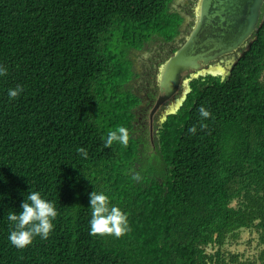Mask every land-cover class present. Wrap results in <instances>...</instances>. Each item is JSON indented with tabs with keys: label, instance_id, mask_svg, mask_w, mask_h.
Wrapping results in <instances>:
<instances>
[{
	"label": "trees",
	"instance_id": "1",
	"mask_svg": "<svg viewBox=\"0 0 264 264\" xmlns=\"http://www.w3.org/2000/svg\"><path fill=\"white\" fill-rule=\"evenodd\" d=\"M174 2L0 0V264H264V247L226 248L245 228L264 244V6L229 73L192 78L179 108L157 115L153 145L133 53L178 49ZM117 126L127 146H106ZM95 188L125 213L121 236L90 233ZM29 190L57 216L47 239L17 248L7 214Z\"/></svg>",
	"mask_w": 264,
	"mask_h": 264
},
{
	"label": "water",
	"instance_id": "2",
	"mask_svg": "<svg viewBox=\"0 0 264 264\" xmlns=\"http://www.w3.org/2000/svg\"><path fill=\"white\" fill-rule=\"evenodd\" d=\"M264 0H200L197 20L184 43L169 56L159 72V93L150 110L153 133L154 114L172 100L166 114L176 111L188 90L183 75L194 71V77L208 73L216 75L214 62L244 45L255 32L263 11ZM252 40L248 47H251ZM245 49L244 51H246ZM209 65V67H205ZM183 90L178 98L176 95Z\"/></svg>",
	"mask_w": 264,
	"mask_h": 264
},
{
	"label": "clouds",
	"instance_id": "3",
	"mask_svg": "<svg viewBox=\"0 0 264 264\" xmlns=\"http://www.w3.org/2000/svg\"><path fill=\"white\" fill-rule=\"evenodd\" d=\"M6 74V69L0 66V76ZM23 91L21 86L8 89L10 99L16 98ZM202 117H208L209 111L203 106L199 109ZM189 131L195 132V127ZM129 134L125 127L117 126L109 129L105 139V145L111 146L114 142L127 146ZM86 157L87 152L80 150ZM21 203L20 210L10 211L7 214L8 221L11 222V230L8 233L9 242L17 247L24 248L33 242V239L39 236L47 239L54 229V223L57 216L55 203L47 199L40 191H27V195ZM91 219L90 233L112 234L116 237L121 236L128 230V221L123 210L111 203V199L105 191H97L96 188L89 194Z\"/></svg>",
	"mask_w": 264,
	"mask_h": 264
},
{
	"label": "rangeland",
	"instance_id": "4",
	"mask_svg": "<svg viewBox=\"0 0 264 264\" xmlns=\"http://www.w3.org/2000/svg\"><path fill=\"white\" fill-rule=\"evenodd\" d=\"M189 1L190 0H175V3H174L176 7H180V9H183V13H185L188 16V18L191 17L192 15V13L188 11L190 9ZM199 1L197 5L199 4ZM193 26H194V22L192 23L190 30L193 28ZM183 28H185V26ZM184 39H181V42H180L181 44L184 41ZM168 50H169V44H164V43H161L155 40L151 42V44H149L145 50L133 53V57L136 63L135 64L136 68L142 73L141 76L133 82V84L135 88H137V90L140 91V94L143 97L146 98L147 94L149 96L150 90L153 87L156 88L155 86L156 83L157 82L159 83L158 76H159L161 66L163 65V63H165V61L171 55L167 53ZM231 63H232V59H229V57L227 59L226 58L219 59L217 63L216 62L214 63L219 68L218 70L215 71L216 74L224 73V72L229 73ZM137 80H138V83H137ZM135 84H138V85L136 86ZM156 89H159V88H156ZM182 90L183 89H181V91ZM181 91L179 92L178 95L181 94ZM155 92H157L156 94L158 95L159 90H155ZM148 100L149 99H145L142 105L145 106V108L147 107L146 108L147 111L150 112L153 102H151L149 104L151 106H149ZM169 105L171 106L172 102H170ZM154 136H155V133H154ZM150 139H151V136H150ZM233 203L235 204L236 202L234 201ZM258 237H259L258 232L255 229H246V228L241 229L236 239H231L230 242L227 243L226 248L232 252L243 254L245 257H255L260 253L261 249L264 247V244L262 245L260 244Z\"/></svg>",
	"mask_w": 264,
	"mask_h": 264
},
{
	"label": "flooded vegetation",
	"instance_id": "5",
	"mask_svg": "<svg viewBox=\"0 0 264 264\" xmlns=\"http://www.w3.org/2000/svg\"><path fill=\"white\" fill-rule=\"evenodd\" d=\"M198 1L199 0H190L189 1V12H191L192 13V15H191V17H189L188 18V16L185 14V13H183V9H180V7H177L178 9H180L181 10V12L183 13V15H185V17H186V19H185V21H184V23H183V25H182V29H181V34H180V39H178V42L176 43V44H174V46H179L181 43V39H184V38H186L189 34L188 33H190L191 32V30H190V27H191V25H192V23L194 22V24H195V22H196V20H197V11H196V9H198V5H197V3H198ZM175 3V2H174ZM194 5H196V6H194ZM173 6L174 7H176L174 4H173ZM185 26V28H183ZM185 40V39H184ZM180 43V44H179ZM173 46V47H174ZM238 50V49H237ZM168 54H171L172 53V47L171 48H169V50H168V52H167ZM233 54L234 53H236V51H234V52H232ZM229 55H232L231 53H229V54H226V55H223V56H221V57H219L215 62L217 63L218 62V60L219 59H224V58H228L229 57ZM229 59H232L231 57H229ZM214 62V63H215ZM205 67H209V65H205ZM141 71H140V75L137 77V78H139L140 76H141ZM193 74H195V72L194 71H188V72H186L184 75H183V79L184 80H187L188 81V83H189V81L192 79V78H194V76H193ZM218 74H220V73H218ZM222 75H225L226 73L224 72V73H221ZM199 76V75H198ZM139 80V79H138ZM138 80H137V83H138ZM136 86L138 85V84H135ZM183 88V86H181V89ZM138 89H140V88H138ZM160 89V88H159ZM181 89H180V91H181ZM160 92V91H159ZM179 94V93H178ZM180 95H176V98H178ZM145 99H149V96H148V94H147V96H146V98L144 97V100ZM173 100V99H172ZM172 100H169L167 103H165V104H163L162 106H161V108H159V110H157V112L154 114V118H153V133L151 134L150 133V136H151V139H152V143L154 144V131H155V128H154V120L155 121H158V117H157V115L160 113V114H163L160 118H163L164 117V114H166V112H167V108H168V106H169V103L170 102H172Z\"/></svg>",
	"mask_w": 264,
	"mask_h": 264
}]
</instances>
